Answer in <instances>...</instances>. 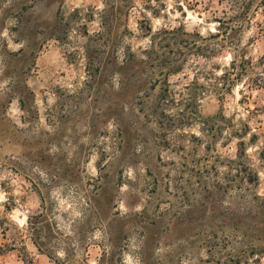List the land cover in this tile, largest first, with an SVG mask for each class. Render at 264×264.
I'll use <instances>...</instances> for the list:
<instances>
[{"label":"rangeland","instance_id":"374dc122","mask_svg":"<svg viewBox=\"0 0 264 264\" xmlns=\"http://www.w3.org/2000/svg\"><path fill=\"white\" fill-rule=\"evenodd\" d=\"M145 1L110 8L105 48V0H0L2 264H264V138L247 146L258 181L243 185L239 139L224 129L208 147L201 132L218 113L264 131L249 111L264 93L207 89L231 60L185 43L214 30L208 0H165L159 16ZM180 26L145 54L149 27ZM244 42L264 54V30Z\"/></svg>","mask_w":264,"mask_h":264},{"label":"trees","instance_id":"16d2710c","mask_svg":"<svg viewBox=\"0 0 264 264\" xmlns=\"http://www.w3.org/2000/svg\"><path fill=\"white\" fill-rule=\"evenodd\" d=\"M122 6L128 9L132 6L133 0H121ZM146 9L151 13L159 16L167 9L165 0H146ZM156 2V4H154ZM105 7L99 12L101 17L100 30L97 36L103 39V45L106 48L110 44L108 33L110 32V8L118 10L121 7L118 5V0H105ZM183 3H178V7L182 9ZM204 9L208 13V22L215 24L214 30H208L206 34H201L199 31L190 33L195 37L203 40L199 43V39L185 40L189 46L192 47L194 53H199L207 59H212L219 54L229 52L231 60L228 65L223 68L215 67L217 72L209 73V78L213 79L214 83L210 84V91H214L222 99L227 92L233 90L234 87L242 84L248 89H257L264 93V54L253 57L248 52V46L244 42V34L253 26H257L260 30H264V0H208ZM114 11L112 12V14ZM150 31V48L145 50V54L150 55L151 52L156 51L159 47L161 49L168 48L178 39L179 32L189 34L183 26L172 28H159L158 30ZM116 45L118 46L117 42ZM169 52H173L171 49ZM166 53L161 54L160 63L165 61ZM173 59V58H172ZM168 59H166L167 62ZM170 65L174 66V62L170 60ZM95 63L89 56V67ZM99 65V64H98ZM245 93V92H244ZM252 114L259 112L264 113V103L256 106L254 110L249 109ZM210 118L201 121V132L207 134L209 137L208 147L215 145L216 139L224 133V129H231L229 137H237L239 140L236 144V165L238 175H241V182L244 185L252 184L258 181V174L247 164L249 155L247 153V146L253 145L257 140L264 138V131L253 129L248 122L241 121L235 123L233 119L227 118L224 114L218 113L210 115ZM218 118H222L220 121ZM198 119V118H197ZM250 136L246 140L247 136ZM264 142V141H263ZM250 187V186H249ZM247 188L241 187L244 191ZM8 209L10 206H6ZM30 223V222H29ZM1 225V223H0ZM3 233L6 234L7 228H2ZM34 228L31 222V231ZM35 244L39 250H42V245L35 238ZM11 246L6 243H0V264L2 257L7 253ZM247 259L246 254L243 256ZM241 257V258H242ZM259 262V261H257ZM26 264V260L24 259ZM237 264H241V260H237ZM250 264V263H248Z\"/></svg>","mask_w":264,"mask_h":264}]
</instances>
